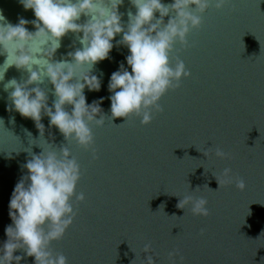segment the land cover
I'll return each mask as SVG.
<instances>
[{
  "label": "water",
  "instance_id": "1",
  "mask_svg": "<svg viewBox=\"0 0 264 264\" xmlns=\"http://www.w3.org/2000/svg\"><path fill=\"white\" fill-rule=\"evenodd\" d=\"M128 11L135 13V8L123 0L117 7L122 25ZM0 15V23L15 26L22 18L28 33L37 30L32 10L19 0H0ZM200 15L186 43H175L170 53V63L179 59L189 75L162 95L161 111L149 110L148 124L141 125L135 115L109 117V76L128 54L126 47L115 45L120 35L113 38L109 58L90 70L100 79V90L84 89L86 104L104 98L105 116L102 126L89 124L93 142L87 149L65 141L41 112L45 142L67 147L80 170L75 194L84 199L75 201L74 194L72 222L49 246L67 264H147L148 256L154 264H264V0H227L222 8L210 5ZM88 19L81 15L76 23ZM81 35L61 37L50 62L70 61L67 53L81 47ZM44 39L33 36L27 42L37 59L50 52L51 41L41 44ZM7 52L0 47V244L11 223L9 196L25 174L28 151L42 150L34 122L11 110L12 89L5 91L4 84L10 79L22 83L28 72L6 68ZM36 86L51 107L47 78L28 85ZM217 149L226 155L217 156ZM238 180L244 182L242 190L235 186ZM185 195L203 197L208 215H193L188 204L177 208ZM13 255L24 257V252L17 249ZM19 264H33V258Z\"/></svg>",
  "mask_w": 264,
  "mask_h": 264
},
{
  "label": "clouds",
  "instance_id": "2",
  "mask_svg": "<svg viewBox=\"0 0 264 264\" xmlns=\"http://www.w3.org/2000/svg\"><path fill=\"white\" fill-rule=\"evenodd\" d=\"M122 2L19 0L25 10H32L35 19L31 23L37 30L28 33L24 27L28 22L22 18L15 26L0 23V47L10 50L4 65L6 68L14 65L28 72L22 83L8 80L4 90L12 89L8 95L11 110L34 122L40 137L38 146L42 149L38 154L28 151L30 159L22 165L25 174L14 184L9 196L7 214L11 223L4 228L6 239L0 244V264L13 261L19 264L22 258L29 256L33 258V264H67L65 256L53 255L49 246L62 238L75 215L70 201L80 170L67 147L57 149L45 142L41 112L48 118L49 128L54 126L65 141L73 140L87 149L93 142L89 124L102 126L105 116L100 107L104 98L86 104L84 89L100 90V79L90 75V70L97 62L109 58L114 47L113 38L120 35L115 45L126 47L128 54L124 63L109 76V117L111 121L117 117L126 120L135 115L141 125L148 124L152 119L149 110L161 111L158 101L162 95L178 87L182 76L189 75L179 59L174 66L170 63L173 45L178 42L183 46L189 30L200 25V14L210 5L222 8L227 0H171L170 3L129 0L135 13L128 11L126 25L121 23L123 14L117 12ZM81 15L89 17L84 24L76 23ZM3 21L4 17L0 15V22ZM67 32L82 33L79 37L81 47L67 53L70 61L62 58L50 62L60 46V38ZM33 36L45 37L41 44L51 41L50 52L43 59L35 58L27 50V42ZM33 65L38 66L37 70H33ZM44 78L52 86L54 100L51 107L43 89L28 87L43 82ZM0 80H3V73ZM66 106H70V110H66ZM0 123L3 124L2 119ZM216 155L224 157L226 154L217 149ZM224 173L227 177L230 169H224ZM235 186L242 190L243 180H238ZM83 199L82 193L75 194V201ZM186 204L190 205L193 215H208L207 201L203 197L185 195L176 207L184 209ZM17 249L23 250L24 257L13 255ZM146 259L147 264H154L151 256Z\"/></svg>",
  "mask_w": 264,
  "mask_h": 264
}]
</instances>
